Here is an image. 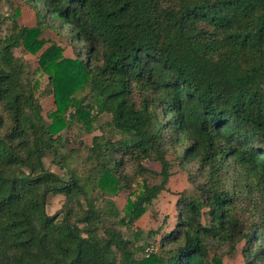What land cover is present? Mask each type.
I'll use <instances>...</instances> for the list:
<instances>
[{"label": "trees", "instance_id": "trees-1", "mask_svg": "<svg viewBox=\"0 0 264 264\" xmlns=\"http://www.w3.org/2000/svg\"><path fill=\"white\" fill-rule=\"evenodd\" d=\"M25 1L36 25L13 21L0 35V264H222L240 243L245 264H264V0ZM43 27L75 51L40 52L54 95L86 84L125 135L93 137L84 175L64 178L44 164L50 152L59 164L68 159L35 96L38 79L14 51L38 52ZM117 153L158 161L162 176L128 185L122 215L87 189L117 193ZM168 153L197 164L200 193L180 195L161 251L137 259L115 224L129 227L164 188ZM51 194L65 202L49 214Z\"/></svg>", "mask_w": 264, "mask_h": 264}, {"label": "rangeland", "instance_id": "rangeland-1", "mask_svg": "<svg viewBox=\"0 0 264 264\" xmlns=\"http://www.w3.org/2000/svg\"><path fill=\"white\" fill-rule=\"evenodd\" d=\"M0 14L4 17L0 24L1 36L9 32L13 21L19 25H36L34 10L25 0H0ZM40 37L44 40V44L38 52L29 53L22 47L15 48L14 51L26 61L30 77L38 79L35 96L41 104L42 113L51 135H60V152L68 159L66 165L59 164V158L50 152L44 157V164L46 168L64 178H69L72 169L84 175L89 166L85 160L87 148L91 147L93 137L118 142V140L124 139L125 135L112 125L109 113L98 111L96 103L88 97L89 87L86 84L71 83L61 93L54 95L49 81V75H53L54 70L39 68L41 65V62L38 61L40 52L52 44L61 46L62 54L65 57H75V51L69 37L52 28L43 27ZM45 61L43 60L42 63ZM64 105H68L66 110H63ZM114 156L122 159L120 172L123 185L117 193L112 195L102 193L101 190L96 189L95 183L91 182L88 183L87 189L91 196L97 198L99 202H102L103 198L113 200L122 215V208L129 193L127 186L135 188L138 186V182L143 180L149 184L160 183L161 164L149 158L136 161L130 154L117 153ZM166 159L169 163V170L165 186L146 211L129 227L115 224L116 228L121 229L134 242L137 259L145 256L146 253L143 249L151 244L156 247L157 252L161 251L159 245L163 236L162 230L168 232L174 222L177 213L175 203L180 195L196 196L200 193L199 183L203 181V177L197 169V164L195 162L181 164L179 157L174 153H168ZM64 202L65 197L62 194L49 195L46 203L47 212L54 213ZM203 215V219L206 220V214L203 213ZM114 220L108 219L107 221L114 222ZM136 232H139L137 236L134 235ZM169 243L166 246L171 245ZM241 246L242 243L232 254L222 253V264H245L241 256Z\"/></svg>", "mask_w": 264, "mask_h": 264}, {"label": "built area", "instance_id": "built-area-1", "mask_svg": "<svg viewBox=\"0 0 264 264\" xmlns=\"http://www.w3.org/2000/svg\"><path fill=\"white\" fill-rule=\"evenodd\" d=\"M144 252L146 253L145 255H148L150 252H156V247L153 244L146 246Z\"/></svg>", "mask_w": 264, "mask_h": 264}]
</instances>
